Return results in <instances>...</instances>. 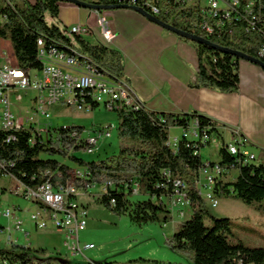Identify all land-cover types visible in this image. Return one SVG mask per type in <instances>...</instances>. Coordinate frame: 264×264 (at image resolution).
<instances>
[{
    "label": "trees",
    "instance_id": "trees-1",
    "mask_svg": "<svg viewBox=\"0 0 264 264\" xmlns=\"http://www.w3.org/2000/svg\"><path fill=\"white\" fill-rule=\"evenodd\" d=\"M14 1L16 11L11 13L3 33L11 40L18 63L24 70L42 68L38 58V40L42 36L47 48L55 46L77 58L83 54L110 74L123 76V58L118 50L69 32L59 20V24L47 23L48 16L58 18L60 0ZM80 1L98 5L123 2ZM241 1L243 5L246 4L245 0ZM255 13L260 19L255 29L249 28L244 20L214 35L190 25L188 21L192 14L188 12L175 17L162 15L161 18L178 29L264 61V56L260 54L264 49V0L261 7H255ZM181 38L195 47L199 57L196 87L221 92L238 91L237 57L207 44ZM125 95L128 94L125 92ZM118 116L120 150L105 158H81L80 152H86L94 146L80 143L84 127L71 125L49 127L46 134L36 137L34 144L30 142V129L12 131L16 140L11 142L5 140L7 133L0 132V161L6 164L8 173L33 188L45 182L55 187L73 186L77 190L108 184L107 192L99 199L100 204L119 216L129 215L132 222L139 225L153 222L166 224L173 219L162 197L172 193L174 180H181L187 185L192 215L167 240L169 247L188 256L192 264H264V247H249L241 240L232 242L229 239V234H232L231 219L217 217L209 212L196 186L199 172L204 166L203 157L197 152L199 146L193 141L181 139L178 149L174 151L169 144L172 126L186 127L194 117L198 118L202 130L211 126L212 131H218L217 124L203 115L180 116L156 113L147 108L123 110ZM74 163L84 167L85 174H80L72 166ZM220 163L228 167L234 165L239 173L234 180L218 181L215 186L216 197H234L248 205L257 204V208L264 211V162L238 163L222 148ZM135 181L139 183L144 197L133 202L131 191ZM207 216L212 221L211 226L205 222ZM47 251L46 248L12 243L10 248L0 247V261L6 264H112L107 261L56 262L51 258L37 259V255L45 256Z\"/></svg>",
    "mask_w": 264,
    "mask_h": 264
},
{
    "label": "built area",
    "instance_id": "built-area-1",
    "mask_svg": "<svg viewBox=\"0 0 264 264\" xmlns=\"http://www.w3.org/2000/svg\"><path fill=\"white\" fill-rule=\"evenodd\" d=\"M245 1V5L241 0H123L121 4L143 8L160 19L162 15L175 17L188 12L192 14L188 21L190 25L208 35H214L223 33L227 26L237 25L244 20L249 28H256L260 19L255 13V7H261L263 0ZM13 11H16V1L0 0V132L7 133L5 139L7 142L16 140V135L12 131L30 129L32 131L30 142L34 144L38 135L47 133L48 127L43 120L51 118L50 108L57 105L92 111L102 106L117 113L123 110L146 108L142 100L141 103H133L132 96L117 91V83L130 84L124 76L110 74L83 54L81 58H74L55 46L47 48L42 36L38 40V58L42 62V68L24 70L18 63L11 40L3 33ZM90 11L97 19L96 29L89 24L79 23L67 26L68 31L85 38L98 35L101 43L113 48L116 34L109 25L107 11L100 9H90ZM260 54L264 56V49ZM25 97L30 99L31 104L28 113L23 115L24 107L17 102L23 101ZM182 128L183 133L180 138L169 140L174 151L178 149L180 140L186 139L199 146L197 152L202 157L205 147H214L219 152L220 158L217 161L203 159L204 166L196 182L197 189L206 203L209 202L216 207L219 204L215 194L218 181L227 180V176L234 171L237 172L235 178L239 173V169L234 165L228 167L220 163L221 149H226L238 163L257 162V156L248 149L246 139L242 136L239 127L233 129L232 141L222 140L219 130L212 131L211 126L202 130L197 117H194L188 126ZM86 132L85 129L79 141L94 146L86 151L88 153L96 152L100 140L112 136L111 126L96 129L95 135H86ZM6 170V164L0 161V177L14 180L12 188H0V218L9 220L8 224H0V245L10 248L12 243H17L15 232L24 233L25 238L30 240V234L25 229L24 220L19 214L21 208L2 203L4 193L11 192L36 204L32 214L36 228L51 227L64 235L66 257L84 258L86 251L95 248L94 243L83 244L80 240V233L88 224V211L86 206L76 201L75 187H55L52 183L45 182L33 188L25 185ZM165 174L170 176L167 171ZM105 185L108 187V184ZM186 187L187 185L181 180H174L172 193L162 197L170 210L179 209L184 204L191 206ZM131 196H141L137 181L133 183ZM0 264L6 262L0 261Z\"/></svg>",
    "mask_w": 264,
    "mask_h": 264
},
{
    "label": "crops",
    "instance_id": "crops-1",
    "mask_svg": "<svg viewBox=\"0 0 264 264\" xmlns=\"http://www.w3.org/2000/svg\"><path fill=\"white\" fill-rule=\"evenodd\" d=\"M106 11L109 25L116 34L113 48L123 58V76L148 110L206 116L217 124L224 141H232L233 129L239 127L257 162H264V68L240 59L236 92L196 87L199 57L191 43L134 9ZM58 19L64 26L81 23L97 27V19L90 9L65 1H61ZM97 36L88 39L98 43L100 37ZM172 128H179L181 132L170 139L180 138L183 128L172 126L170 130ZM211 148L219 156L217 149ZM15 237L19 243V237ZM56 254L68 258L60 251Z\"/></svg>",
    "mask_w": 264,
    "mask_h": 264
},
{
    "label": "rangeland",
    "instance_id": "rangeland-1",
    "mask_svg": "<svg viewBox=\"0 0 264 264\" xmlns=\"http://www.w3.org/2000/svg\"><path fill=\"white\" fill-rule=\"evenodd\" d=\"M57 17L46 18L48 24H59ZM92 38V37H90ZM24 107L23 115H26L31 104L25 97L17 102ZM15 110V107H14ZM51 118L43 120L49 128L59 126H82L86 135H95V130L111 126L112 136L100 140L98 150L94 153L80 152L79 156L85 160L105 158L108 155L118 153L120 140L118 128L120 119L118 113L109 111L105 107L92 110L72 108L66 105H57L50 108ZM23 115H20L23 117ZM179 128L169 130L170 136L179 134ZM211 147L203 148V159L217 161V152H212ZM258 161V160H257ZM67 162V160H65ZM80 174H85V168L72 164ZM237 172L227 176V180L235 179ZM14 180L0 177V188L13 187ZM107 192L106 185H96L87 190H77L76 201L86 206L88 211L86 228L80 233L81 243L92 242L95 248L85 252L86 257L60 258L56 253L61 252L67 256L65 237L54 231L51 227L38 229L32 221V214L36 204L14 193H4L3 205H17L23 210L20 216L24 220V227L29 231L30 240L24 233L15 232L19 237V244L31 245L33 248H46L45 256L37 255V259L51 258L56 262H111L112 264H192L191 259L183 254L173 251L167 244L180 225L192 215V207L184 204L179 209H171L173 219L168 223L136 224L129 215H117L100 204L99 199ZM144 196H131L133 202ZM218 206L214 207L207 202L209 212L217 217H227L232 221V234L229 239L232 242L243 241L249 247H264V211L257 208V204H245L234 197H219ZM208 226L212 225L210 217H205ZM9 220L0 218V224H8Z\"/></svg>",
    "mask_w": 264,
    "mask_h": 264
},
{
    "label": "water",
    "instance_id": "water-1",
    "mask_svg": "<svg viewBox=\"0 0 264 264\" xmlns=\"http://www.w3.org/2000/svg\"><path fill=\"white\" fill-rule=\"evenodd\" d=\"M60 1L69 2V3L75 4L76 6L84 7L87 9L115 10V9H120V8H131V9H134L137 12L141 13L143 16H145L146 18H148L152 22H154V23L178 34L181 37L188 38V39H190L192 41H196L198 43L207 44V45L213 47L214 49L219 50L220 52L232 54L235 57H237L239 60L244 59V60L253 62V63L261 66L262 68H264V61L260 58L248 55V54H246L242 51H239V50H234V49L229 48V47L221 46V45L216 44V43L212 42L210 39L205 38L203 36H200V35H197L194 33H190V32H187L185 30H182V29H178L177 27L173 26L172 24L167 23L166 21L151 15L149 12H147L146 10H144L143 8H140V7L130 6L127 4L98 5L95 3H84L80 0H60Z\"/></svg>",
    "mask_w": 264,
    "mask_h": 264
},
{
    "label": "bare ground",
    "instance_id": "bare-ground-1",
    "mask_svg": "<svg viewBox=\"0 0 264 264\" xmlns=\"http://www.w3.org/2000/svg\"><path fill=\"white\" fill-rule=\"evenodd\" d=\"M68 55V54H67ZM73 56V55H68ZM74 58H77L74 56ZM117 91H120V93L125 94V92L128 94V96H132V102L133 103H141L138 96L135 94L131 86L127 83H117ZM0 247H6V245H0Z\"/></svg>",
    "mask_w": 264,
    "mask_h": 264
}]
</instances>
